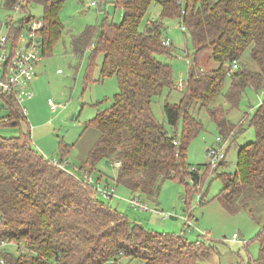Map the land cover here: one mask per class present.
<instances>
[{
  "label": "trees",
  "instance_id": "obj_1",
  "mask_svg": "<svg viewBox=\"0 0 264 264\" xmlns=\"http://www.w3.org/2000/svg\"><path fill=\"white\" fill-rule=\"evenodd\" d=\"M13 1L4 3L9 7ZM32 1L44 6L45 55L62 35L59 13L65 0ZM152 1L117 0L123 11L119 22L106 16L71 39L81 56L92 44L87 79L101 52L100 79L115 75L119 85L111 104L86 122L99 134L82 167L91 171L101 160L112 162L118 184L150 199L158 197L168 179L189 178L198 186L201 164L188 162L187 150L204 128L198 112L205 108L224 139L234 141L245 124L254 126L256 138L238 147L236 171L218 172L226 158L213 170L222 179L216 196L220 203L231 213L248 210L256 218L252 204L264 198V101L238 124L218 101L223 95L237 106L247 88H264V0H157L159 19L141 29ZM169 19L185 26L195 51L181 97L175 103L165 100L161 121L152 103L175 87L173 67L161 59L172 53L171 44L162 42ZM204 54L215 62L211 69H201ZM24 122L27 118L17 109L0 128ZM60 166L33 147L29 132L0 134V242L10 240L17 247L16 252L1 251L0 264H204L202 257L212 253L207 241L149 230L130 220L91 193V184ZM255 239L260 251L254 263L264 264V223Z\"/></svg>",
  "mask_w": 264,
  "mask_h": 264
},
{
  "label": "rangeland",
  "instance_id": "obj_2",
  "mask_svg": "<svg viewBox=\"0 0 264 264\" xmlns=\"http://www.w3.org/2000/svg\"><path fill=\"white\" fill-rule=\"evenodd\" d=\"M92 1L97 4L92 5ZM116 3L117 0L64 1L59 13L64 26L62 35L52 51L48 50L40 60L36 78L34 77L31 82L34 95L26 98L24 102L28 109V122L4 125L0 128V134L10 137L29 132L33 147L46 158L61 164L64 169L79 179L85 180L90 176L95 187L109 183L116 189L115 195L103 196L96 193L94 189H90L91 193L95 192L106 205L126 214L130 220L142 224L145 228L158 232L183 234L190 241H207L212 244V253L208 255L206 253L202 257L204 264H255L254 261L257 260L260 251V243L255 237L264 223V198L252 204L256 218L248 210L231 213L217 199L216 196L222 188V179L213 168L208 169L207 149L216 144L218 136L221 138L223 136L205 108H201L198 112L204 128L191 140L187 150L188 162L201 164L200 172L203 177L200 185L194 186L189 178L186 182L168 179L163 182L156 199L141 195L149 207L162 210L167 217L130 206L127 199L139 194L117 183V167L114 163L101 160L91 171L88 167H82L99 134L97 128L86 126V122L98 111L111 104L115 93L119 90V85L115 75H107L100 79L103 58L101 52L95 56L91 79H87L85 76L92 55V44L81 56L74 52L71 39L74 35L81 34L89 25L102 24L106 16L110 21L119 22L123 11L116 6ZM29 9L36 17L44 16V6L41 3L32 1ZM0 16H3L2 8ZM159 17L160 5L157 0H153L141 24V29L145 28L148 20H157ZM164 23L163 36L171 39L172 53L162 55L161 59L172 65L175 87L166 88L152 103V109L161 121H164L165 100L175 103L181 97L180 89L187 80L190 58L195 51L192 38L182 29L179 19L164 20ZM208 59L207 54L202 55L200 59L202 70L215 66V62H209ZM229 83L227 79L224 93ZM50 100L57 105L56 109H52ZM263 101L264 88L256 91L249 87L237 106L230 105L223 95L218 102L227 109L228 119L238 124L245 122L246 117L251 116ZM77 108H80V113L78 117L73 118L72 115ZM247 124L244 125L245 130L239 133L234 141L223 138L222 143L226 146V162L218 167V172H235L238 147L256 138L254 126ZM168 128L171 132L174 131ZM177 129L181 137L182 122ZM63 145L67 148L65 152ZM63 167L60 166V168ZM87 168L89 170H85ZM199 194H202V199L205 200L202 203H198ZM185 214L193 216L194 226L191 228L183 219ZM233 233L239 234L238 241L232 240ZM10 242V240H1L0 253L6 250L17 251L16 245Z\"/></svg>",
  "mask_w": 264,
  "mask_h": 264
},
{
  "label": "built area",
  "instance_id": "obj_3",
  "mask_svg": "<svg viewBox=\"0 0 264 264\" xmlns=\"http://www.w3.org/2000/svg\"><path fill=\"white\" fill-rule=\"evenodd\" d=\"M4 2L5 0H1V3ZM13 2L9 7H6L5 3L4 7L0 6L3 10V16H0V124L10 123L13 120L14 110L17 109L25 118H28V109L24 102L26 98L34 95L31 82L36 76L37 66L44 55V16H34L29 9L28 0ZM96 4L92 1V5ZM182 29L187 31L184 25ZM162 42L170 45L171 39L163 37ZM237 66V62H233L232 68L235 69ZM49 104L52 109L57 108L52 100ZM222 142L223 138L218 136L216 144L207 149L208 163L213 169H216L226 158V146ZM85 182L91 184L96 193L107 197L115 195L116 189L109 183L95 187L90 176L86 177ZM198 197L200 198L198 203L205 201L202 199V194ZM127 201L135 209L150 210L161 217H167L162 210L149 207L140 195H133ZM183 219L188 227L194 226L192 215L185 214ZM239 239V234L233 233L232 240ZM119 254L122 255L123 251L120 250ZM0 261L3 262L2 259Z\"/></svg>",
  "mask_w": 264,
  "mask_h": 264
},
{
  "label": "water",
  "instance_id": "obj_4",
  "mask_svg": "<svg viewBox=\"0 0 264 264\" xmlns=\"http://www.w3.org/2000/svg\"><path fill=\"white\" fill-rule=\"evenodd\" d=\"M79 113H80V108H77V109L75 110V112L73 113L72 117H73V118L78 117ZM171 217L176 218L175 216H171Z\"/></svg>",
  "mask_w": 264,
  "mask_h": 264
},
{
  "label": "crops",
  "instance_id": "obj_5",
  "mask_svg": "<svg viewBox=\"0 0 264 264\" xmlns=\"http://www.w3.org/2000/svg\"><path fill=\"white\" fill-rule=\"evenodd\" d=\"M36 78V77H35ZM31 88H32V84H31Z\"/></svg>",
  "mask_w": 264,
  "mask_h": 264
}]
</instances>
